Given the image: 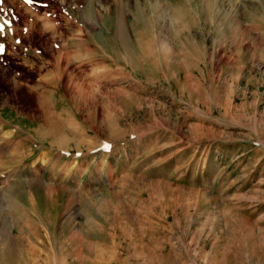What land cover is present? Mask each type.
<instances>
[{"label":"rangeland","instance_id":"374dc122","mask_svg":"<svg viewBox=\"0 0 264 264\" xmlns=\"http://www.w3.org/2000/svg\"><path fill=\"white\" fill-rule=\"evenodd\" d=\"M19 1L0 264H264V0Z\"/></svg>","mask_w":264,"mask_h":264},{"label":"bare ground","instance_id":"6f19581e","mask_svg":"<svg viewBox=\"0 0 264 264\" xmlns=\"http://www.w3.org/2000/svg\"><path fill=\"white\" fill-rule=\"evenodd\" d=\"M12 3H13V1H15V2H17V1H19V0H10ZM19 2H21V1H19ZM10 11H11V9H10ZM13 13H14V11H13ZM45 22H47V21H45ZM47 24V23H46ZM121 22L119 23V28H121ZM29 26V25H28ZM28 26L27 27H25V30L26 31H28ZM31 26V25H30ZM10 27V26H9ZM48 27V26H47ZM12 30V29H11ZM13 30H14V28H13ZM13 32V31H12ZM5 34V33H4ZM13 35V34H12ZM82 36V35H81ZM7 37V36H6ZM166 49V48H165ZM165 51V50H164Z\"/></svg>","mask_w":264,"mask_h":264},{"label":"snow or ice","instance_id":"6c2138e0","mask_svg":"<svg viewBox=\"0 0 264 264\" xmlns=\"http://www.w3.org/2000/svg\"><path fill=\"white\" fill-rule=\"evenodd\" d=\"M27 2H31V0H27Z\"/></svg>","mask_w":264,"mask_h":264}]
</instances>
